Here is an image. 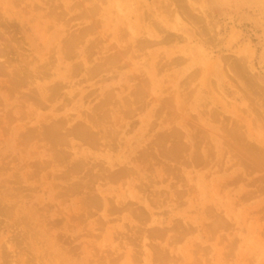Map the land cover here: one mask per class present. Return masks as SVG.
<instances>
[{
	"label": "rangeland",
	"instance_id": "374dc122",
	"mask_svg": "<svg viewBox=\"0 0 264 264\" xmlns=\"http://www.w3.org/2000/svg\"><path fill=\"white\" fill-rule=\"evenodd\" d=\"M0 264H264V0H0Z\"/></svg>",
	"mask_w": 264,
	"mask_h": 264
}]
</instances>
